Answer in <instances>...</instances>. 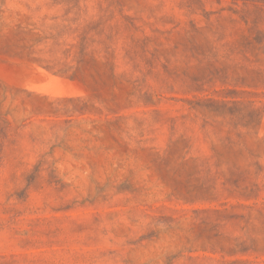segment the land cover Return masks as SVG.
<instances>
[{"label":"rangeland","instance_id":"obj_1","mask_svg":"<svg viewBox=\"0 0 264 264\" xmlns=\"http://www.w3.org/2000/svg\"><path fill=\"white\" fill-rule=\"evenodd\" d=\"M264 264V0H0V264Z\"/></svg>","mask_w":264,"mask_h":264},{"label":"trees","instance_id":"obj_2","mask_svg":"<svg viewBox=\"0 0 264 264\" xmlns=\"http://www.w3.org/2000/svg\"><path fill=\"white\" fill-rule=\"evenodd\" d=\"M256 264H260V263H256Z\"/></svg>","mask_w":264,"mask_h":264}]
</instances>
